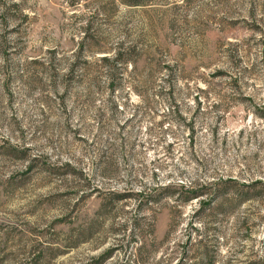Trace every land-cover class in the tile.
Returning <instances> with one entry per match:
<instances>
[{
	"label": "rangeland",
	"instance_id": "obj_1",
	"mask_svg": "<svg viewBox=\"0 0 264 264\" xmlns=\"http://www.w3.org/2000/svg\"><path fill=\"white\" fill-rule=\"evenodd\" d=\"M128 1L0 0V264H264V0ZM86 28L120 84L28 90Z\"/></svg>",
	"mask_w": 264,
	"mask_h": 264
},
{
	"label": "trees",
	"instance_id": "obj_2",
	"mask_svg": "<svg viewBox=\"0 0 264 264\" xmlns=\"http://www.w3.org/2000/svg\"><path fill=\"white\" fill-rule=\"evenodd\" d=\"M129 4L131 5H140L143 2L140 0H129ZM99 40L94 35L89 34L87 28L85 32L82 34L81 41L79 43L78 51L73 53V61L66 65L65 69L60 68V60L57 57V54L54 49L46 51L45 57L36 56L33 59H27L21 65L22 66V73L19 75L20 78H24L23 80L26 82L28 90L34 89V87H40L39 92L41 93V85L42 78L45 77L51 86L53 91H56L59 86L66 87L70 81H77L78 83L88 84L89 90L86 92V96H83L84 103L88 106L93 105L96 106L95 96H91L94 92H97L100 86L99 75L101 71H105V74L108 78V83L110 86L111 91L114 90V87L119 85L118 80V73L122 70V68L127 67V60L131 58V55L135 52V44L132 45H124L121 43L116 47H113L111 56L108 55H100L96 56L95 52L99 49L96 46ZM89 51L91 55H93L92 63L87 62L86 57L85 59L79 63L81 53ZM64 59V58H63ZM62 59V60H63ZM79 64L82 66L77 67ZM134 65V63L131 62ZM16 68V67H15ZM126 69V68H125ZM41 74V77H40ZM62 105H64V99H60ZM41 101V97H40ZM44 102L48 104L50 100L44 99ZM107 102V107L109 109V113L114 116V112L116 111V106L112 105V100ZM104 113H102V109L98 106L95 111V119H99V125L102 127L105 124H102V117ZM117 198H123L124 194H116ZM116 197V196H115ZM112 251L107 250L99 255L96 258L95 264H102L108 257H110Z\"/></svg>",
	"mask_w": 264,
	"mask_h": 264
}]
</instances>
